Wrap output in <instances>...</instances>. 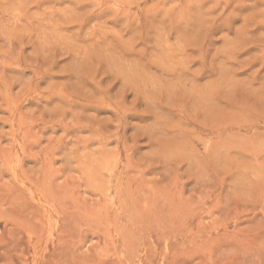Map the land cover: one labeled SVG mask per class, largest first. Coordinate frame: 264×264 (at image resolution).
<instances>
[{"label": "rangeland", "instance_id": "rangeland-1", "mask_svg": "<svg viewBox=\"0 0 264 264\" xmlns=\"http://www.w3.org/2000/svg\"><path fill=\"white\" fill-rule=\"evenodd\" d=\"M0 264H264V0H0Z\"/></svg>", "mask_w": 264, "mask_h": 264}]
</instances>
